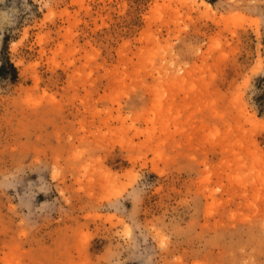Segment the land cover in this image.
<instances>
[{"label":"rangeland","instance_id":"obj_1","mask_svg":"<svg viewBox=\"0 0 264 264\" xmlns=\"http://www.w3.org/2000/svg\"><path fill=\"white\" fill-rule=\"evenodd\" d=\"M2 55L0 264H264V0H0Z\"/></svg>","mask_w":264,"mask_h":264},{"label":"trees","instance_id":"obj_2","mask_svg":"<svg viewBox=\"0 0 264 264\" xmlns=\"http://www.w3.org/2000/svg\"><path fill=\"white\" fill-rule=\"evenodd\" d=\"M2 51H5V46L2 47ZM17 74V68L10 61V58L7 55H2L0 59V77L15 80L17 79ZM259 89L260 92L255 95L254 101L260 114L264 111V85H260Z\"/></svg>","mask_w":264,"mask_h":264}]
</instances>
